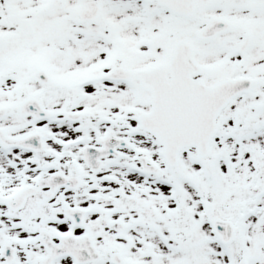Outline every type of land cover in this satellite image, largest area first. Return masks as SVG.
Listing matches in <instances>:
<instances>
[{
	"label": "snow or ice",
	"instance_id": "obj_1",
	"mask_svg": "<svg viewBox=\"0 0 264 264\" xmlns=\"http://www.w3.org/2000/svg\"><path fill=\"white\" fill-rule=\"evenodd\" d=\"M0 264H264V0H0Z\"/></svg>",
	"mask_w": 264,
	"mask_h": 264
}]
</instances>
